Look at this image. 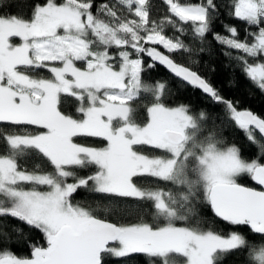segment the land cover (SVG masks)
<instances>
[{"label": "snow or ice", "instance_id": "snow-or-ice-1", "mask_svg": "<svg viewBox=\"0 0 264 264\" xmlns=\"http://www.w3.org/2000/svg\"><path fill=\"white\" fill-rule=\"evenodd\" d=\"M12 7L0 0V264H264V117L199 70L215 42L264 95V0Z\"/></svg>", "mask_w": 264, "mask_h": 264}, {"label": "trees", "instance_id": "trees-1", "mask_svg": "<svg viewBox=\"0 0 264 264\" xmlns=\"http://www.w3.org/2000/svg\"><path fill=\"white\" fill-rule=\"evenodd\" d=\"M158 0H154V3ZM28 0H13L12 12H16L18 8H26ZM217 32H222V29L218 26L216 29ZM243 33L241 32V35ZM235 54V53H234ZM179 59V57H177ZM205 64L215 65L216 71L214 73H208ZM229 65V66H226ZM235 69V71H234ZM200 72L202 75H211L213 82L220 87L222 94L228 99H238L240 101L238 107L239 109H249L254 113L264 117V95L260 91L256 90L251 86L249 81L244 75L241 74L239 68H235L234 62H230L226 59L224 55L221 54V48L213 42L211 47V54L204 53L201 57V67ZM236 80V86L234 88H228L226 82L232 78ZM151 79L153 80H165L169 83L170 87L175 90L176 84L169 77V74L163 67H158L151 74ZM176 100L192 101L194 104L202 103V98L197 94L193 95L191 90L179 91L175 97ZM219 111V109H216ZM223 137L229 143H235L241 147L244 155L248 158H251L254 155V150H252L245 141L242 132L235 131L232 128L225 127L223 130ZM246 183H250L246 181ZM85 207L94 202L90 199L85 200L82 197L77 198ZM217 230L223 229L225 232L228 231V226L220 223L215 226ZM246 253L233 255L228 257L224 261V264H245Z\"/></svg>", "mask_w": 264, "mask_h": 264}]
</instances>
